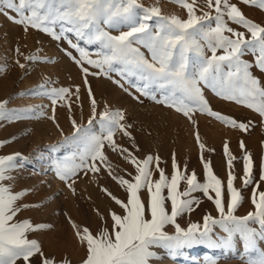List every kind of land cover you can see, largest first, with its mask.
Instances as JSON below:
<instances>
[{"label":"snow or ice","instance_id":"1","mask_svg":"<svg viewBox=\"0 0 264 264\" xmlns=\"http://www.w3.org/2000/svg\"><path fill=\"white\" fill-rule=\"evenodd\" d=\"M159 2L0 0V15L25 32L32 29L66 43L65 55L81 72L83 92L80 84L46 92L53 105L49 118L61 133L57 105L72 113L74 107L83 109L86 97L89 109L86 122L72 115L70 132L63 135L62 143L52 146L72 148L55 161V176L73 194L81 174H91L93 181L101 175L110 178L124 193L121 198L108 187L101 188L119 211L110 207L104 216L97 210L103 225L96 231L67 216L83 250L78 264H152L159 258L155 248L172 258L197 247L226 257L238 245L243 264H264V157L257 177L255 158L240 139L241 172L237 174V156L224 142L226 180L222 179L205 157L215 150L202 139L198 119V115L206 116L242 134L256 127L251 119L242 121L215 110L207 94L211 93L250 110L264 128V20L250 18L240 6L264 12V0H168L183 14L165 13ZM15 51L24 55L19 47ZM24 59L31 62L41 57L32 54ZM16 63L25 68L19 59ZM5 70L0 66V72ZM89 77L112 80L138 102L143 103L144 97L186 118L195 130L203 179L182 165L175 153L169 173L158 153L143 152L126 110L101 104ZM9 102L0 101V121L21 118L18 110L7 107ZM9 142L0 141V148ZM110 153L126 167L114 164ZM20 159V153L0 154V264H73L66 256L45 252L38 235L52 225L21 218L23 212L40 205L25 202L28 189L16 190ZM249 187L253 210L238 215L245 199L242 190ZM201 197L214 204L217 215L207 212L202 222L182 227L178 218L195 211ZM169 225L174 227L171 233L166 231ZM220 256L206 254L197 264H218Z\"/></svg>","mask_w":264,"mask_h":264},{"label":"rangeland","instance_id":"2","mask_svg":"<svg viewBox=\"0 0 264 264\" xmlns=\"http://www.w3.org/2000/svg\"><path fill=\"white\" fill-rule=\"evenodd\" d=\"M154 2L155 0H144L146 5ZM159 6L165 13L183 14V9L168 0H160ZM240 6L250 18L257 21L264 20V12L242 4ZM0 19V66L6 68L5 71L0 72V101L9 100L7 107L18 110L21 115L20 119L0 121V141H10L0 148V154H21L22 167L15 173L16 190L28 189L29 194L25 197V202L40 205L23 212L21 218H30L34 223L52 225L51 229L38 235L45 252L55 254L57 258L66 256L73 264H78L83 256V250L78 246L67 216H71L81 226L96 231L103 225L98 211L104 216H107L110 207L119 211L118 206L101 191V188L108 187L121 198L124 193L110 178L101 175L98 180L93 181L91 174L89 176L81 174L74 185L76 192L73 194L65 183L55 176V161L69 155L72 148L64 145L58 150L52 146L62 143L63 135L70 132V117L75 115L80 121L86 122L89 109L86 97L83 99V109L74 107L72 113H69L65 107L57 105L56 123L64 130L61 133L56 126L49 125L51 122L54 123L49 118L52 115L53 105L46 92L51 88L70 87L75 84H80L83 92L80 69L65 55L63 49L68 48L66 43L56 42L49 36L32 29L25 32L21 26L3 15H0ZM17 47L20 48L23 56L16 53ZM32 54L41 59L31 62L24 59V56ZM246 58L251 59L250 56ZM18 59L25 64V68L19 67L16 63ZM49 60L52 62H48ZM255 74L261 75L259 71ZM89 80L101 104L107 103L114 108L126 110L129 121L134 123V135L143 152L158 153L166 162L162 166L169 173L172 171L171 157L175 153L176 159L182 165H187L189 171L195 170L198 177L203 179L202 161L199 159V149L194 138L195 130L186 118L144 97H141L143 103L138 102L107 78L89 77ZM125 87L128 85L125 84ZM207 94L215 110L242 121L251 119L256 122V127L250 134H242L238 130L228 129L214 119L198 115L201 137L208 147L215 150L205 153V157L212 162L214 171L226 180V158L222 153V145L228 142L237 156L235 167L237 174H240L241 150L238 141L243 139L247 149L255 158L258 177L259 165L264 157V128L259 124V117L241 106L223 102L211 93ZM39 151L49 154L39 161L37 158ZM110 159L114 164L126 167L115 154L110 153ZM236 186L240 187L239 180ZM261 190H264V184L261 185ZM242 191L245 199L238 209V215L253 210L250 201L252 188ZM201 201L200 206L191 214L178 218V223L182 227H187L189 222H202V216L207 212L217 215L211 201L203 197ZM166 231L171 233L174 227L169 225ZM216 231L220 232L218 228ZM261 246L264 247V244ZM198 248L192 257L187 253L175 258L170 257L164 249L155 248L154 250L159 253L158 257H161L160 252L164 253L162 255L164 259L157 258L152 264H197L206 254L220 256L219 251L214 252L207 247ZM240 251L238 245L234 253L226 257L220 256L218 264H243L239 258Z\"/></svg>","mask_w":264,"mask_h":264},{"label":"bare ground","instance_id":"3","mask_svg":"<svg viewBox=\"0 0 264 264\" xmlns=\"http://www.w3.org/2000/svg\"><path fill=\"white\" fill-rule=\"evenodd\" d=\"M1 20V19H0ZM38 91V90H37ZM39 92V91H38ZM50 126H55V123H50L49 124ZM62 142V141H61ZM63 148V146H61L59 149H62ZM55 149V148H54ZM58 149V150H59ZM67 152V151H66ZM49 154V153H48ZM47 152H45V151H39L38 152V155H37V158H38V160L39 161H41L44 157H46L47 155ZM67 154V153H66ZM51 157H52V155H51ZM36 158V157H35ZM41 163V162H40ZM38 167V166H37ZM199 248L197 247V248H192V249H188V250H186V252H185V254H187V253H189L190 255V257H192L196 252H197V250H198ZM159 252V251H158ZM159 254V253H158ZM160 254H161V257H159L158 258V260H162V259H164V257L162 256V255H164V253L163 252H160ZM184 254V255H185ZM159 256V255H158ZM183 256V255H182ZM186 256H188V255H186ZM188 256V257H189Z\"/></svg>","mask_w":264,"mask_h":264}]
</instances>
